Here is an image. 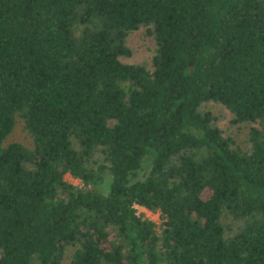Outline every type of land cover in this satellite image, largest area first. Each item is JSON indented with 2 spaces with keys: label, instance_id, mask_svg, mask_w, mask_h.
Instances as JSON below:
<instances>
[{
  "label": "trees",
  "instance_id": "16d2710c",
  "mask_svg": "<svg viewBox=\"0 0 264 264\" xmlns=\"http://www.w3.org/2000/svg\"><path fill=\"white\" fill-rule=\"evenodd\" d=\"M0 264H264V0H0Z\"/></svg>",
  "mask_w": 264,
  "mask_h": 264
},
{
  "label": "rangeland",
  "instance_id": "374dc122",
  "mask_svg": "<svg viewBox=\"0 0 264 264\" xmlns=\"http://www.w3.org/2000/svg\"><path fill=\"white\" fill-rule=\"evenodd\" d=\"M130 45L134 47L135 52L133 57H131L130 61H141L145 58H148L151 54V47L153 46L152 40L144 35V31L140 30L132 35V38L130 39ZM20 133V131H19ZM21 134V133H20ZM18 134H15V136ZM22 135V134H21ZM150 156L149 154H146L141 162V170L139 171V174L146 172L149 169L150 166ZM65 179L73 184H77L78 181L74 178H72L70 175H65ZM137 212L143 215L144 217L151 219L155 223H160V214L158 212H151L141 206H137Z\"/></svg>",
  "mask_w": 264,
  "mask_h": 264
}]
</instances>
